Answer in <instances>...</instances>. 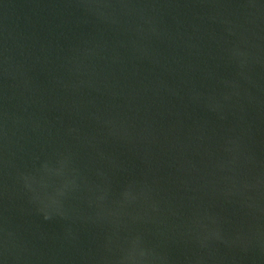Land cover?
<instances>
[{
    "label": "water",
    "instance_id": "water-1",
    "mask_svg": "<svg viewBox=\"0 0 264 264\" xmlns=\"http://www.w3.org/2000/svg\"><path fill=\"white\" fill-rule=\"evenodd\" d=\"M0 264H264V0H0Z\"/></svg>",
    "mask_w": 264,
    "mask_h": 264
}]
</instances>
